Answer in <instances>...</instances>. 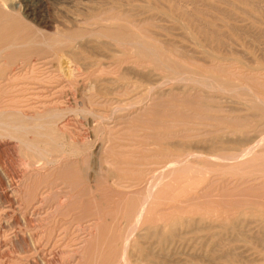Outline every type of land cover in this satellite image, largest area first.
Instances as JSON below:
<instances>
[{
    "label": "rangeland",
    "instance_id": "1",
    "mask_svg": "<svg viewBox=\"0 0 264 264\" xmlns=\"http://www.w3.org/2000/svg\"><path fill=\"white\" fill-rule=\"evenodd\" d=\"M19 1L0 264H264V0Z\"/></svg>",
    "mask_w": 264,
    "mask_h": 264
},
{
    "label": "bare ground",
    "instance_id": "2",
    "mask_svg": "<svg viewBox=\"0 0 264 264\" xmlns=\"http://www.w3.org/2000/svg\"><path fill=\"white\" fill-rule=\"evenodd\" d=\"M6 7H8V9H10L11 11H13V12H22V13H25V7H23V5H22V3L19 1V0H3V2H2ZM1 4V3H0ZM258 5V4H257ZM263 6V5H262ZM5 8V7H4ZM129 8V7H128ZM147 8V7H146ZM148 9H149V7H148ZM156 9V8H155ZM191 12V11H190ZM5 15H7L8 17L10 16H12V15H10V14H5ZM25 16H27V14L25 13ZM98 16H100V15H98ZM110 16V15H109ZM7 17V18H8ZM117 17V16H116ZM24 18V17H23ZM100 18V17H99ZM98 18V19H99ZM110 19H111V17H109ZM108 18V19H109ZM113 18V17H112ZM115 18V17H114ZM101 19V18H100ZM103 19V18H102ZM101 19V20H102ZM105 19V18H104ZM115 19H117V18H115ZM85 20V19H84ZM123 20V19H122ZM124 20H127V19H124ZM123 20V21H124ZM80 21V20H79ZM129 21H131V20H129ZM128 22V21H127ZM145 22H146V20H145ZM147 23V22H146ZM128 24H130V23H128ZM130 25H132V24H130ZM135 25V24H134ZM140 25V24H139ZM138 26V25H137ZM8 27V26H7ZM137 28V27H136ZM234 29V28H233ZM26 31V30H25ZM262 33V32H261ZM15 36V35H14ZM144 36V35H143ZM70 37V36H69ZM14 37H12V39H13ZM81 38V37H80ZM190 38V37H189ZM11 39V38H10ZM9 39V40H10ZM17 39V38H16ZM74 39H75V37H74ZM2 40H4V39H2ZM2 40H0V42L2 41ZM4 41H6V40H4ZM155 41V40H154ZM261 41V40H260ZM1 44V43H0ZM172 44V43H171ZM81 45V44H80ZM22 46V45H21ZM63 46V45H62ZM49 47V46H48ZM6 48V47H5ZM45 48H47V47H45ZM2 49V48H1ZM7 49V48H6ZM180 49V48H179ZM179 52H180V50H179ZM156 53V52H155ZM178 54V53H177ZM8 56V55H7ZM26 59V58H25ZM23 61V60H22ZM221 63V62H220ZM232 63V62H231ZM72 70V69H71ZM77 70V69H76ZM234 72V71H233ZM179 73V72H178ZM250 74V73H249ZM248 76V75H247ZM15 78V77H14ZM190 78V77H189ZM251 79V78H250ZM255 79V78H254ZM204 81V80H203ZM245 81V80H244ZM252 81V80H251ZM197 82V81H196ZM206 82V81H205ZM215 83V82H214ZM257 84V83H256ZM259 84V83H258ZM257 84V85H258ZM126 85V84H125ZM132 85V84H131ZM129 86V85H128ZM219 86V85H218ZM261 87V86H260ZM213 88V87H212ZM230 88V87H229ZM116 90V89H115ZM132 90V89H131ZM145 90V89H144ZM262 90V89H261ZM166 92V91H165ZM251 92V91H250ZM173 94V93H172ZM259 95V94H258ZM197 97V96H196ZM244 97V96H243ZM164 98V97H163ZM166 98H168V97H166ZM174 98V97H173ZM175 99V98H174ZM187 99H189V98H187ZM178 100V99H177ZM176 100V101H177ZM180 100V99H179ZM184 100V99H183ZM243 100V99H242ZM258 102V101H257ZM262 102H264V100H261V103ZM189 103V102H188ZM259 103V102H258ZM191 105V104H190ZM193 106V105H192ZM2 107V106H1ZM196 107V106H195ZM198 108V107H197ZM234 108V107H233ZM152 113V112H151ZM179 113V112H178ZM180 114V113H179ZM178 117V116H177ZM189 117V116H188ZM197 117V116H196ZM214 117V116H213ZM223 117V116H222ZM232 117V116H231ZM170 118V117H169ZM223 118H225V117H223ZM159 122V121H158ZM232 122V121H231ZM159 124V123H158ZM162 124V123H161ZM24 127V126H23ZM21 130V129H20ZM193 130V129H192ZM182 131V130H181ZM177 135V134H176ZM178 136V135H177ZM186 136V135H185ZM193 136V135H192ZM261 136V135H260ZM248 138V137H247ZM235 139V138H234ZM247 140V139H246ZM255 140V139H254ZM257 140V139H256ZM201 141V140H200ZM217 141V140H216ZM215 141V142H216ZM222 142V141H221ZM251 143V142H250ZM216 144V143H215ZM184 146V145H183ZM187 146V145H186ZM206 146V145H205ZM204 146V147H205ZM222 149V148H221ZM207 150V149H206ZM241 150V149H240ZM240 153V152H239ZM187 154H188V152H187ZM235 155V154H234ZM175 158H176V156H175ZM175 160H177V159H175ZM171 161V160H170ZM169 162V161H168ZM174 162V161H173ZM176 162V161H175ZM172 164V163H171ZM176 164V163H175ZM98 165V164H97ZM165 166V165H164ZM163 167V166H162ZM168 167V166H167ZM166 168V167H165ZM171 168V167H170ZM175 171H176V169H175ZM96 172V171H95ZM152 173V172H151ZM174 175V174H173ZM157 177V176H156ZM155 178V177H154ZM146 185V184H145ZM209 185V184H208ZM215 219V218H214ZM197 220V219H196ZM211 220V219H210ZM223 220V219H222ZM224 221V220H223ZM220 222H222L221 220H220ZM221 224V223H220ZM219 224V225H220ZM223 224H225L224 222L222 223V225ZM224 226V225H223ZM201 228V227H200ZM194 229H196V228H194ZM199 229V228H198ZM159 230V229H158ZM157 230V231H158ZM179 231V230H178ZM238 231V230H237ZM184 232V231H183ZM158 233V232H157ZM156 233V234H157ZM224 233V232H223ZM151 235V234H150ZM176 235V234H175ZM212 235V234H211ZM159 237H158V239H159V241H160V239H161V237H160V235H158ZM177 236V235H176ZM156 238V237H155ZM223 241V240H222ZM221 243V242H220ZM166 250V249H165ZM211 252V251H210ZM209 252V253H210ZM154 253V252H153ZM153 255V254H152ZM155 255V254H154ZM159 256V255H158ZM145 257V256H144ZM143 258V257H142ZM161 261V260H160ZM160 261H159V263H160ZM144 264V263H143Z\"/></svg>",
    "mask_w": 264,
    "mask_h": 264
}]
</instances>
